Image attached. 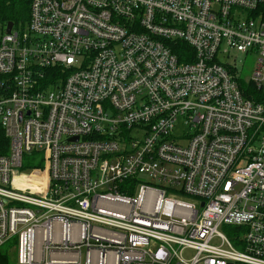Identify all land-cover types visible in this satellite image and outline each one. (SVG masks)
I'll return each mask as SVG.
<instances>
[{"label": "built area", "instance_id": "2783aa9c", "mask_svg": "<svg viewBox=\"0 0 264 264\" xmlns=\"http://www.w3.org/2000/svg\"><path fill=\"white\" fill-rule=\"evenodd\" d=\"M259 5L31 0L0 33V248L15 238L17 264H264V101L231 59L258 53L244 83L264 92ZM33 152L38 192L16 186Z\"/></svg>", "mask_w": 264, "mask_h": 264}, {"label": "rangeland", "instance_id": "374dc122", "mask_svg": "<svg viewBox=\"0 0 264 264\" xmlns=\"http://www.w3.org/2000/svg\"><path fill=\"white\" fill-rule=\"evenodd\" d=\"M30 18V10L27 13V16L24 17L22 20H20L16 26L23 28L27 26V23ZM237 57V67L239 69V78L243 82L248 81L249 78H251L253 74V70L257 63L258 53L256 52H249V53H237L233 52V57L231 59H234ZM226 59V58H225ZM9 147V145H8ZM42 162V166L31 168L37 162ZM38 164V163H37ZM45 162L41 160V154L38 152H33L31 155H28L24 158L23 166L19 169L20 174L18 176V179L16 181V186L23 190H30V187H33L35 190L33 192L41 191L44 188L45 185V173L42 172V170L45 168ZM220 230L227 234L228 236H234L237 231L234 225H222L220 227ZM15 238L10 239L7 243L3 245L4 248L8 249L11 252L15 253ZM13 247V250H12ZM184 256L186 258H191L193 256V253L191 250H188Z\"/></svg>", "mask_w": 264, "mask_h": 264}, {"label": "trees", "instance_id": "16d2710c", "mask_svg": "<svg viewBox=\"0 0 264 264\" xmlns=\"http://www.w3.org/2000/svg\"><path fill=\"white\" fill-rule=\"evenodd\" d=\"M30 4L31 0H0V33H3L5 26L9 21H13L17 24L20 20L26 17L30 10ZM251 14L253 16L261 15L264 19V5H259L256 10L251 12ZM242 86L248 97H252L257 101H264V92L257 90L253 84L242 82ZM8 145V139L5 137L4 133L0 131V154L8 152ZM37 163L31 165H34L33 167L43 165L42 162L38 161ZM0 264H17L16 253L9 251L2 246L0 248Z\"/></svg>", "mask_w": 264, "mask_h": 264}, {"label": "water", "instance_id": "95a60500", "mask_svg": "<svg viewBox=\"0 0 264 264\" xmlns=\"http://www.w3.org/2000/svg\"><path fill=\"white\" fill-rule=\"evenodd\" d=\"M13 25H14V22H13V21H9V22L7 23L6 31H7L8 33L11 32V30H12V28H13Z\"/></svg>", "mask_w": 264, "mask_h": 264}, {"label": "bare ground", "instance_id": "6f19581e", "mask_svg": "<svg viewBox=\"0 0 264 264\" xmlns=\"http://www.w3.org/2000/svg\"><path fill=\"white\" fill-rule=\"evenodd\" d=\"M249 79H250V78H249ZM249 79H248V80H249ZM245 93H246V92H245ZM248 94H249V93H248ZM250 95H251V94H250ZM250 95H249V96H250Z\"/></svg>", "mask_w": 264, "mask_h": 264}]
</instances>
